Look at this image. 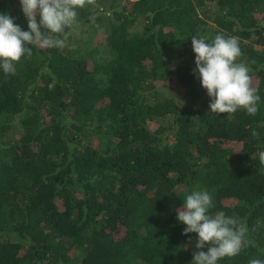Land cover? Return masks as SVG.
<instances>
[{
  "label": "trees",
  "instance_id": "obj_1",
  "mask_svg": "<svg viewBox=\"0 0 264 264\" xmlns=\"http://www.w3.org/2000/svg\"><path fill=\"white\" fill-rule=\"evenodd\" d=\"M76 11L63 48L0 69V264H191L176 210L200 189L247 229L220 264L264 260V0ZM4 12L28 30L19 0ZM217 34L238 38L254 116L209 113L191 38Z\"/></svg>",
  "mask_w": 264,
  "mask_h": 264
},
{
  "label": "clouds",
  "instance_id": "obj_2",
  "mask_svg": "<svg viewBox=\"0 0 264 264\" xmlns=\"http://www.w3.org/2000/svg\"><path fill=\"white\" fill-rule=\"evenodd\" d=\"M19 4L27 31L9 13H0V69L5 75L13 74L16 63L30 56L35 46L63 48L64 37L77 22L76 9L82 0H19ZM191 44L195 54L193 74L210 99L209 113L234 114L243 109L248 115H256L261 98L252 87L249 68L236 62L242 54L238 38L217 34L209 41L193 36ZM213 208L212 194L200 189L186 195L176 210L177 221L185 226L182 234L196 236L191 264H220L224 258L238 256L249 244L246 227L223 211L213 214ZM188 244L191 246V239ZM249 264H264V260L251 259Z\"/></svg>",
  "mask_w": 264,
  "mask_h": 264
}]
</instances>
